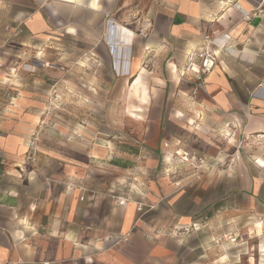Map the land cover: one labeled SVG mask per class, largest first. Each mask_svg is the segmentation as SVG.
<instances>
[{
  "label": "crops",
  "instance_id": "1",
  "mask_svg": "<svg viewBox=\"0 0 264 264\" xmlns=\"http://www.w3.org/2000/svg\"><path fill=\"white\" fill-rule=\"evenodd\" d=\"M105 14L110 19L104 39L115 70L135 72L129 86L136 88L138 99L130 111L146 124L148 139L151 129L156 131L157 141L147 150L167 147L168 122L188 129L195 141L200 131L208 132L207 188L209 182L214 187L215 168L222 167L227 174L221 182L228 186L222 198L248 194L264 203V1L55 0L30 11L24 26L39 35L55 21L64 33L93 35L90 24ZM130 14L149 22L146 38L135 37L128 27ZM224 33L229 39L217 64L203 76L204 96L187 101L176 70L199 49L205 34ZM35 120L31 111L0 113V264L188 262L185 250L176 253L181 240H173L177 249L172 250L169 242L133 232L137 202L115 191L128 183L117 173L128 168L124 158L78 143L43 145L33 158H25ZM225 125L236 133L228 144L221 142L228 135L218 134ZM239 139L242 148L235 149L232 141ZM230 149L231 164L224 169L222 156ZM120 198L127 199L121 204ZM241 208L234 206L232 214L243 213Z\"/></svg>",
  "mask_w": 264,
  "mask_h": 264
},
{
  "label": "rangeland",
  "instance_id": "2",
  "mask_svg": "<svg viewBox=\"0 0 264 264\" xmlns=\"http://www.w3.org/2000/svg\"><path fill=\"white\" fill-rule=\"evenodd\" d=\"M54 2L0 0V113L24 110L36 115L30 132L35 155L43 145L78 143L84 148L95 144L109 149L107 156L124 158L128 168L117 173L128 183L115 191L126 192L129 201L140 206L133 232L152 242H169L172 250L177 249L173 240H181L183 247L176 253L185 252L184 264H264V203L248 194L222 198L228 189L221 182L227 174L222 167L215 168L217 182L214 187L209 182L207 188L208 132L199 130L195 141L188 129L168 122L167 147L147 150L157 141L156 131L151 129L148 139L146 124L130 111L138 99L136 88L129 86L135 72L115 70L114 55L104 39L108 15L90 24L93 35L64 33L55 21L43 34L27 31L24 21L30 11ZM135 16L130 14L128 27L135 37L146 38L148 30L140 32L143 20ZM176 74L187 101L204 96L201 82L185 65ZM218 134L228 135L223 144L236 135L227 125ZM232 142L237 149V140ZM222 157L228 169L232 149ZM234 206L242 207L243 213L232 214Z\"/></svg>",
  "mask_w": 264,
  "mask_h": 264
},
{
  "label": "built area",
  "instance_id": "3",
  "mask_svg": "<svg viewBox=\"0 0 264 264\" xmlns=\"http://www.w3.org/2000/svg\"><path fill=\"white\" fill-rule=\"evenodd\" d=\"M264 0H260L262 3ZM244 18L248 17V13L243 14ZM147 24L146 26H144ZM149 28V22L143 20L142 28L140 32L146 31ZM229 39V35L227 33L221 34L219 36H210L205 34L202 37L201 45L199 49L193 50L188 54V61L185 64V69L193 76L195 79L199 80L201 84H203V76L210 72L214 66L217 64L218 52L220 49H223ZM214 47L215 49H213ZM184 72H180V76H183ZM236 148H242V140H237ZM30 155L28 158H33L36 152V146L34 142L30 143ZM80 199H83V196H80ZM120 203H124V200H120ZM137 210H140V206L137 207Z\"/></svg>",
  "mask_w": 264,
  "mask_h": 264
},
{
  "label": "bare ground",
  "instance_id": "4",
  "mask_svg": "<svg viewBox=\"0 0 264 264\" xmlns=\"http://www.w3.org/2000/svg\"><path fill=\"white\" fill-rule=\"evenodd\" d=\"M147 24H145L144 26H146ZM117 66H118V63H117ZM120 67H121V70H122V68H123V62H121V65H120ZM116 72H118L117 70H116ZM126 73H128V70H126ZM177 153L178 154H184V153H182L180 150H178L177 151ZM185 156V155H184ZM183 158H185L186 159V156L185 157H183Z\"/></svg>",
  "mask_w": 264,
  "mask_h": 264
},
{
  "label": "snow or ice",
  "instance_id": "5",
  "mask_svg": "<svg viewBox=\"0 0 264 264\" xmlns=\"http://www.w3.org/2000/svg\"><path fill=\"white\" fill-rule=\"evenodd\" d=\"M93 6H95V5H93ZM69 31H71V29H69Z\"/></svg>",
  "mask_w": 264,
  "mask_h": 264
}]
</instances>
